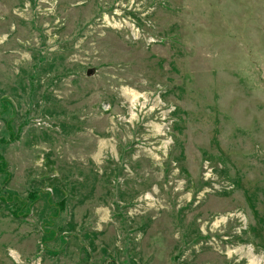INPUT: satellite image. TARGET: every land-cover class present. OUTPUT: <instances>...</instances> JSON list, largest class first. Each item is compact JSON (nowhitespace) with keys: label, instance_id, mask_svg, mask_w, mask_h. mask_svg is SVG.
Listing matches in <instances>:
<instances>
[{"label":"rangeland","instance_id":"obj_1","mask_svg":"<svg viewBox=\"0 0 264 264\" xmlns=\"http://www.w3.org/2000/svg\"><path fill=\"white\" fill-rule=\"evenodd\" d=\"M0 264H264V0H0Z\"/></svg>","mask_w":264,"mask_h":264},{"label":"bare ground","instance_id":"obj_2","mask_svg":"<svg viewBox=\"0 0 264 264\" xmlns=\"http://www.w3.org/2000/svg\"><path fill=\"white\" fill-rule=\"evenodd\" d=\"M252 259V258H251ZM258 260V259H257ZM251 263H252V261H251Z\"/></svg>","mask_w":264,"mask_h":264}]
</instances>
